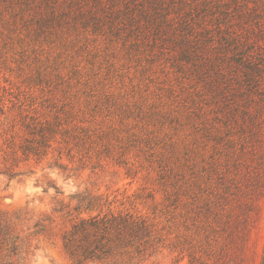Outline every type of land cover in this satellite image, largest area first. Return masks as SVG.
Returning a JSON list of instances; mask_svg holds the SVG:
<instances>
[{"label":"rangeland","instance_id":"rangeland-1","mask_svg":"<svg viewBox=\"0 0 264 264\" xmlns=\"http://www.w3.org/2000/svg\"><path fill=\"white\" fill-rule=\"evenodd\" d=\"M4 73L0 85L25 104L45 100V118L73 117L83 144L70 166L80 159L84 168L70 177L48 168L54 152L19 163L17 177L0 175V221L17 237L15 254L3 251L0 264H75L62 247L68 223L52 209L84 189L116 196V205L153 224L154 248L131 264H188L186 250L209 264H260L264 120L259 129H226L210 100L199 109L188 96L184 106L189 84L164 57L127 54L101 37L67 48L45 42ZM20 119L8 113L0 134L14 125L22 135ZM59 162L69 164L65 156Z\"/></svg>","mask_w":264,"mask_h":264},{"label":"trees","instance_id":"trees-1","mask_svg":"<svg viewBox=\"0 0 264 264\" xmlns=\"http://www.w3.org/2000/svg\"><path fill=\"white\" fill-rule=\"evenodd\" d=\"M263 11L264 3L258 0H0V84L8 81L4 72L11 59H26L45 42L67 48L101 37L127 54L164 57L189 84L184 106L188 96L189 106L199 109L210 100L227 121L226 129L244 124L259 129L264 106L252 105L262 100L264 105ZM34 77L45 81L39 76L28 80ZM33 106L0 85V125L16 111L22 134L14 125L0 134V175L17 177L23 173L19 163L39 162L54 152L57 156L47 162L48 168L66 177L75 175L84 168L80 159L70 166L76 162L72 151L83 144V130L71 126L73 117L67 114L45 118V100ZM63 156L69 164L59 162ZM115 198L84 189L52 209L68 223L62 247L75 264H131L154 248L153 224L121 208L123 203L116 205ZM16 243L10 227L0 221V254H15ZM186 252L188 264H209Z\"/></svg>","mask_w":264,"mask_h":264}]
</instances>
